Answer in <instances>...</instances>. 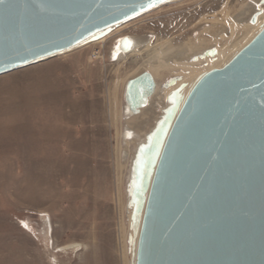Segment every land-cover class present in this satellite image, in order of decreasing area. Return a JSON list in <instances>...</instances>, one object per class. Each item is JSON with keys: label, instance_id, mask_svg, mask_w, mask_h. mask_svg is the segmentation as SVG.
<instances>
[{"label": "rangeland", "instance_id": "374dc122", "mask_svg": "<svg viewBox=\"0 0 264 264\" xmlns=\"http://www.w3.org/2000/svg\"><path fill=\"white\" fill-rule=\"evenodd\" d=\"M258 2L171 0L102 39L0 74V264H130L128 161L182 82L160 85L223 66L264 23V4L257 23L247 21ZM212 26L225 30L210 35ZM124 36L135 47L114 55ZM184 48H217V58L188 61L176 53ZM145 69L158 86L139 114L154 116L149 124L124 103L127 81Z\"/></svg>", "mask_w": 264, "mask_h": 264}, {"label": "water", "instance_id": "95a60500", "mask_svg": "<svg viewBox=\"0 0 264 264\" xmlns=\"http://www.w3.org/2000/svg\"><path fill=\"white\" fill-rule=\"evenodd\" d=\"M168 1L0 0V74L97 41ZM136 43L124 36L116 47L128 53ZM216 55L207 48L188 61ZM156 88L146 69L129 79L126 115H139ZM132 151L130 264H264V23L223 66L173 89Z\"/></svg>", "mask_w": 264, "mask_h": 264}, {"label": "bare ground", "instance_id": "6f19581e", "mask_svg": "<svg viewBox=\"0 0 264 264\" xmlns=\"http://www.w3.org/2000/svg\"><path fill=\"white\" fill-rule=\"evenodd\" d=\"M248 11V10H247ZM246 11V12H247ZM199 12V11H198ZM198 12H196L195 14H192L191 15V17H193V16H195ZM245 12H242V13H240L236 18H238V17H240V16H242L243 14H244ZM220 30H225V28L223 29V28H215L214 26H212L210 29H208L207 30V32H208V34H210V35H214L216 32H218V31H220ZM236 31V29H234V27H233V29H232V33H234ZM192 33V32H191ZM254 36V35H253ZM102 39V38H101ZM178 40V39H177ZM192 45H195V44H192ZM199 46H203V45H199V44H196L195 45V48L197 49V50H199V49H201V48H197V47H199ZM169 48H168V50H170V51H172L173 50V48L174 47H171V46H168ZM189 48V50L192 52L193 51V49L191 48V46L190 47H188ZM205 49V48H204ZM189 50L187 51V49L186 48H184L183 50H180V51H176V53L177 54H179V55H190L191 53L189 52ZM120 50L118 49V47L115 49V51H114V55H118V54H122L123 52H119ZM191 56V55H190ZM181 58V57H180ZM219 68V67H218ZM158 70H157V68L155 67V68H152V70H151V72L154 74V75H158V72H157ZM183 72V71H182ZM193 72V71H192ZM185 73V72H184ZM195 74V73H194ZM174 75V74H173ZM193 75V73H191L189 76L187 75V74H184L183 76H182V80H180L179 81V83L180 82H185V81H188L189 80V78L191 77ZM166 76V75H165ZM154 79H155V77H154ZM166 79V78H165ZM155 82H156V80H155ZM156 84H157V82H156ZM158 87V86H157ZM156 91H157V88H156ZM156 93V92H155ZM154 93V94H155ZM153 94V95H154ZM153 95L152 96H150L149 97V100L151 101V99H152V97H153ZM146 108V107H145ZM143 110V109H142ZM160 112V111H159ZM135 116H137V115H135ZM133 117V116H132ZM151 117H154V116H151ZM151 117H148V115H146V116H143V117H140V115L137 117V120L136 121H139L140 122V119H142L143 120V122H146V124L149 122V121H151ZM134 118V117H133ZM149 124V123H148ZM149 127V126H148Z\"/></svg>", "mask_w": 264, "mask_h": 264}, {"label": "snow or ice", "instance_id": "6c2138e0", "mask_svg": "<svg viewBox=\"0 0 264 264\" xmlns=\"http://www.w3.org/2000/svg\"><path fill=\"white\" fill-rule=\"evenodd\" d=\"M152 6H154V5H151V4L149 5V7H152Z\"/></svg>", "mask_w": 264, "mask_h": 264}]
</instances>
